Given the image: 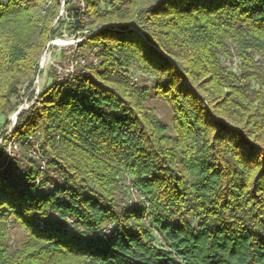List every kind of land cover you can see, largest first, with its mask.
<instances>
[{"label": "trees", "instance_id": "trees-1", "mask_svg": "<svg viewBox=\"0 0 264 264\" xmlns=\"http://www.w3.org/2000/svg\"><path fill=\"white\" fill-rule=\"evenodd\" d=\"M85 28L86 63L37 95L50 44ZM25 86L0 264H264V0H7L0 117Z\"/></svg>", "mask_w": 264, "mask_h": 264}, {"label": "rangeland", "instance_id": "rangeland-1", "mask_svg": "<svg viewBox=\"0 0 264 264\" xmlns=\"http://www.w3.org/2000/svg\"><path fill=\"white\" fill-rule=\"evenodd\" d=\"M7 0H0V3L6 2ZM74 3H77V0H70ZM82 4V3H81ZM63 6H64V0H63ZM61 16L66 17V14L61 12ZM89 29H84L80 33H69L68 31L64 32V35L62 38H59L55 41H53L50 44V47L47 49L45 54L40 60V63L42 65V75L39 78L36 79L34 84V89L36 94L39 95L42 90L47 89L48 87L52 86L55 80V75L59 77L60 80H63L65 77L72 75L73 71L76 66V61L78 59L82 60L85 58H74V53L77 50V46L84 40V36L89 32ZM98 29L95 30L97 32ZM229 62V61H227ZM226 65L234 72H239V61L233 60L230 63H226ZM136 82L143 83L144 81L148 84H152V79L145 77L142 79L141 75L139 73H133L132 74ZM27 86H25L21 94L24 96L25 103L20 107V109L15 114H11L8 116V118L0 117V131L2 130V127L8 123V134L12 132L14 129L16 122L18 120V117L20 113L24 110H28L34 102H29L28 95L26 94ZM152 107H155L157 109V115L163 119L164 121L171 123L172 122V113L171 109L167 107L164 103L161 101L154 99V101L151 103ZM2 140H0V145L2 144ZM20 147L16 144V142H13L8 147V153L10 156L19 155ZM126 184L129 186L131 184L130 178H127ZM132 191V190H131ZM131 195L133 199H139L141 195L138 193L131 192ZM11 234L14 237V242L18 244L19 242H22L26 235L24 231L18 227H11Z\"/></svg>", "mask_w": 264, "mask_h": 264}, {"label": "built area", "instance_id": "built-area-1", "mask_svg": "<svg viewBox=\"0 0 264 264\" xmlns=\"http://www.w3.org/2000/svg\"><path fill=\"white\" fill-rule=\"evenodd\" d=\"M81 62H82V64H85L86 63V60L85 59H82L81 60ZM39 66H40V71H42V65L41 64H39ZM38 78V77H37ZM42 163H43V165H44V161H42Z\"/></svg>", "mask_w": 264, "mask_h": 264}, {"label": "water", "instance_id": "water-1", "mask_svg": "<svg viewBox=\"0 0 264 264\" xmlns=\"http://www.w3.org/2000/svg\"><path fill=\"white\" fill-rule=\"evenodd\" d=\"M39 78H40V74H39Z\"/></svg>", "mask_w": 264, "mask_h": 264}]
</instances>
